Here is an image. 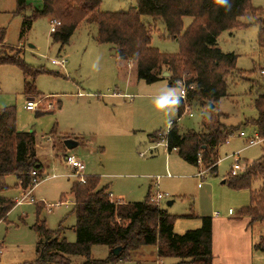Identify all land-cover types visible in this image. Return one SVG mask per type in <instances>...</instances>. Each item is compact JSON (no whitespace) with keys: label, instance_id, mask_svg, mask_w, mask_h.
Instances as JSON below:
<instances>
[{"label":"rangeland","instance_id":"obj_1","mask_svg":"<svg viewBox=\"0 0 264 264\" xmlns=\"http://www.w3.org/2000/svg\"><path fill=\"white\" fill-rule=\"evenodd\" d=\"M251 6L264 10V0H252ZM135 7L136 0H101L100 11L126 13ZM16 9V0H0V32H4L0 52L5 48L19 49L26 66L44 73L32 83L35 95L27 96L21 69L0 66V109L14 107L17 130L35 133L36 155L44 172L31 194V189L15 188V177L6 179L9 189L2 197L14 203L23 196L29 197L20 205L16 203L0 222V264H31L36 260L40 237L32 227L37 215L51 231L61 225L62 239L76 242L70 189L78 179L72 176L74 171L64 155L81 161L84 177L98 178L114 202L141 203L148 195H168L158 205L177 217L176 235L199 229L203 218H211L213 225L218 223L214 236L216 261L220 264H264V251L251 246L264 235V222L247 229L248 218H240L247 220L242 223L235 220L239 211L249 205L250 192L235 191L223 184L231 177L236 159L247 169L264 156L263 143L252 147L247 143L257 133L253 124L258 117L254 100L264 94V45L258 41L259 27L251 25L224 32L217 40L223 53L236 57V68L242 74L228 77L227 95L216 108L226 116L222 123L232 130V135L217 148V170L212 173L213 165H188L177 152H168L163 140L150 139L152 135L164 136L171 122L176 123L181 134L200 132L202 123L209 118L210 112L197 103H188L180 115V86H171L163 76V80L153 84L139 80L134 62H121L110 45L97 44L94 24L79 26L64 46L52 41L50 22L57 20L54 18L36 19L21 37L23 18L31 12L20 15ZM142 22L152 30L153 48L166 55L179 53V44L169 39L162 21L142 17ZM190 23L191 19L185 18L183 27L186 29ZM60 59L65 60L63 67L52 64ZM29 99L39 101L37 110L25 109ZM247 121L250 123L246 124ZM241 132L245 137H240ZM66 140H74L79 146L69 151L64 146ZM200 171L204 172L201 176ZM263 183L255 182L252 189L259 190ZM229 211L231 216H227ZM216 213L220 214L218 219L214 218ZM226 220H232L230 224L236 228L224 231L219 224ZM240 224L244 226L243 234L237 229ZM238 238H243L240 247H236ZM109 253L106 246L91 249L95 260H104ZM157 259L156 247L148 246L132 253L124 264L179 263L176 258L158 259L160 262ZM83 261L80 257L72 258L73 264Z\"/></svg>","mask_w":264,"mask_h":264},{"label":"trees","instance_id":"obj_2","mask_svg":"<svg viewBox=\"0 0 264 264\" xmlns=\"http://www.w3.org/2000/svg\"><path fill=\"white\" fill-rule=\"evenodd\" d=\"M251 2L136 0V7L129 12L108 13L100 11L101 0H42L39 8L33 7V0H16V13L31 12L30 16L23 18L21 37L36 19L54 18L61 22V26L51 34L52 41L64 46L79 26L94 24L97 44L110 45L121 62H134L139 80L153 84L163 80L164 73H169L166 80L171 86L183 82L187 93L185 101L178 99L180 115L188 103H197L210 112L209 118L202 123L200 132L181 134L176 123H172L164 137L157 134L150 139L163 140L167 151L177 152L188 165H213L211 172L215 173L217 148L232 135V130L222 123L226 116L216 108L221 98L227 95L228 77L242 74L236 68V57L223 53L217 40L224 32L256 25L259 27V44L264 45V10L253 8ZM142 17L162 21L169 39L179 44V53L166 55L153 48L152 30L142 22ZM185 18L191 19L186 29L183 27ZM3 37L1 31L0 44ZM5 49L0 52V66L19 67L25 78V95L34 96L32 83L44 72L26 66L21 50ZM190 86H193L192 90ZM210 104L214 106L213 110H210ZM254 106L258 117L253 124L264 144V94L254 100ZM16 120L14 107L0 109V222L16 206L1 196L9 189L6 179L15 177L18 182L15 188L29 191L33 188V179H41L44 172L36 155L35 133L19 132ZM33 173H36L35 177ZM230 176L225 184L231 189L250 192V203L239 211L238 218H248L249 226L264 222V183L259 190L252 189L255 182H264V156L241 174ZM70 195L76 217V242L71 244L62 239L61 225L58 230L51 231L37 215L32 229L40 241L36 247L37 258L31 264H73V257L83 258L81 264H124L132 253L148 246L156 247L158 259L176 258L178 264H213L211 218H203L199 229L176 235L174 223L177 217L152 203L150 195L141 203L112 202L108 188L101 187L95 177H86L84 184L74 182ZM93 246L108 247V257L93 259ZM116 249L121 250L118 255L113 253ZM254 249L264 251V235Z\"/></svg>","mask_w":264,"mask_h":264},{"label":"built area","instance_id":"obj_3","mask_svg":"<svg viewBox=\"0 0 264 264\" xmlns=\"http://www.w3.org/2000/svg\"><path fill=\"white\" fill-rule=\"evenodd\" d=\"M50 23H51V29H50L51 33L56 32L57 28H59L61 26V22H59L58 20H52ZM64 63H65L64 59L52 61V64L55 66H58V67H63ZM178 85L181 87L180 95H179L178 99L185 101L186 100V93H187L186 87L184 86L183 82H179ZM189 89L192 90L193 86H190ZM38 103H39V101H35V99H29L26 106H25V109L27 111H35L39 107ZM189 116L192 117L191 114ZM161 136L164 137L163 135H161ZM240 137H245V134L243 132H241ZM247 143H248V147H252V146H256L258 144H262L263 140L260 139L258 134L256 133L254 135V137L248 139ZM65 159H66L67 164L74 171L72 176L74 178H77L79 183L84 184L86 181V177H84V175H83V173L85 171L84 164L81 161H79L75 156H72V155L71 156L65 155ZM239 161H240L239 159H236V161H235V165L233 166V168L231 170L232 176H237V175L241 174L242 172H244L246 169V166L245 165L241 166ZM202 174H204V172H200L199 176H201ZM32 175L35 177L36 173H33ZM168 177H170V176H168ZM32 182H33V188L30 190V194L32 193V190L40 183V179L34 178ZM27 197H29V195H27L25 197L23 196L21 201L16 202L17 205L22 204V202H24V200ZM165 198H168V195H163V194L157 193L155 196H152L150 198V201L154 204H158L159 201H161ZM232 214H233L232 211L228 212L229 216H231ZM219 215L220 214L216 213L215 217H219ZM1 245H2V243H0V256L3 254V248Z\"/></svg>","mask_w":264,"mask_h":264},{"label":"crops","instance_id":"obj_4","mask_svg":"<svg viewBox=\"0 0 264 264\" xmlns=\"http://www.w3.org/2000/svg\"><path fill=\"white\" fill-rule=\"evenodd\" d=\"M42 5V0H33V7L34 8H39L40 6ZM48 20L50 21V18H48ZM171 124H172V122L170 123V126H171ZM38 145H36V147H37ZM66 148V147H65ZM64 157H65V155H64ZM200 172H202V171H200ZM167 178H170V177H167ZM111 201L112 202H114V200H112V198H111ZM115 202H117V201H115ZM171 203V202H170ZM172 204V203H171ZM17 206V205H16ZM227 216H228V214H227ZM219 217H220V215H219ZM219 217H216V219H218ZM214 218H215V215H214ZM236 220V222L237 223H242V221H247V220H242V219H235ZM230 221H232V220H226V222L224 221H222V222H220L221 224H219V226L221 227V225H223V227H224V231H226V230H230V229H235L236 227L235 226H233V225H231L230 224ZM215 225L216 226H218V223L217 224H215L214 223V225H213V245H212V250H213V262H214V260L216 261V257L218 256V255H216V253H215V236H214V234H215ZM236 225V224H235ZM240 226H241V224H240ZM250 226H249V221H248V223L246 222V228L248 229ZM243 228H244V226H241V227H238L237 226V229L239 230V232L241 233V234H243V232H242V230H243ZM246 228H245V232L244 233H246ZM224 231H223V233H224ZM222 233V234H223ZM239 240H240V242H238L237 243V246L236 247H240V245H241V240L243 239V238H238ZM221 241H223V239L221 238ZM247 242V241H246ZM254 244L255 243H252V247H254ZM158 260V259H157ZM160 261H161V259H159ZM158 260V262H160ZM217 262V264H220L218 261H216ZM240 264H243V263H240ZM249 264H251V263H249Z\"/></svg>","mask_w":264,"mask_h":264},{"label":"water","instance_id":"obj_5","mask_svg":"<svg viewBox=\"0 0 264 264\" xmlns=\"http://www.w3.org/2000/svg\"><path fill=\"white\" fill-rule=\"evenodd\" d=\"M168 77H169V73L163 74V78H168ZM209 108H210V110H213L214 106L212 104H210ZM64 146L66 147L67 150L71 151V150L77 148L79 146V143L75 142L74 140H66L64 142ZM223 184H225V181L223 182ZM169 205H171V203H169ZM120 251H121L120 249H116L113 251V253L118 255Z\"/></svg>","mask_w":264,"mask_h":264}]
</instances>
